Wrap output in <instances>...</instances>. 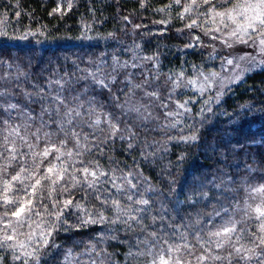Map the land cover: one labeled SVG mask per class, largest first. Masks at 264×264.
I'll use <instances>...</instances> for the list:
<instances>
[{"label":"trees","instance_id":"1","mask_svg":"<svg viewBox=\"0 0 264 264\" xmlns=\"http://www.w3.org/2000/svg\"><path fill=\"white\" fill-rule=\"evenodd\" d=\"M190 2L0 0V30L8 33L7 37H0V77H8L0 79V90L7 93L5 97H0V103L5 108L8 103L18 104L19 108L11 112L10 123L23 125L27 121L32 125L29 131H34L39 126L42 109L52 106L49 100L40 99L36 93L45 87V94L53 96L56 93L49 92L47 83L70 76L71 82L62 93L69 105L74 107L77 103H84L87 111L88 102H92L91 106L101 113L102 120L103 113H109L121 129L120 134L111 137L105 144L103 141L109 132L107 125L101 124L103 131L97 132L94 141L89 138L90 143L99 144V148L93 146L91 153L84 155L85 163L99 164L105 171L116 169L117 175L132 172L136 180L141 181V191L148 187L155 189L145 194L146 198L150 197L152 214H163L166 221L180 231H189L191 240V233L196 228L186 229L185 226L197 213L202 214L201 224L197 227L207 238V231L215 230L226 218L224 213L221 216L211 215L214 211L221 207L231 211L237 202L243 208L247 196L245 188L264 184V66L247 73L217 101L207 94L195 92L191 87H181L171 94V103L163 109L161 103L168 102L172 80L177 74L183 72L187 80L196 76L198 71L213 69L220 61L216 56H209L207 48L200 43L188 42V32L195 33L200 42L204 28L189 29L186 25L196 18L203 23L209 19L197 16L198 11L207 12L206 7L184 14L181 18L184 6ZM210 23L209 20L206 28ZM25 33L33 35H29L27 40L11 39ZM114 57L121 64L128 62L129 67L113 73ZM101 60L106 64L103 68L105 77H117L110 87L101 88L90 79H79L86 73L78 69L94 70L95 63ZM133 61L138 65L136 68L131 67ZM129 78L133 85L147 86L134 90V95L129 96ZM145 91H157L160 99L145 96ZM77 96L80 99L74 102L73 98ZM185 100L192 101L188 105L191 112L180 118L181 124L175 129L162 127L170 122L165 118V111H174L175 102ZM205 101L209 103L205 104ZM140 105L144 106L140 114L127 110L130 106ZM29 113L37 119L29 121ZM148 113L151 116L145 120L143 117ZM0 118L9 119L3 109H0ZM44 119L47 120L48 116L45 115ZM128 129L136 134L131 140L132 148L128 147ZM76 130L84 133L92 131L87 125ZM45 131L55 132L56 129L52 127ZM193 134L195 140L180 139ZM120 135L125 138L121 139ZM63 138L58 133L54 140L58 143ZM72 146L69 141L68 148ZM39 147L42 149L44 144ZM3 163L0 160V164ZM9 171L8 179L19 171V167L14 165ZM111 192L115 195V189ZM201 192H207L208 196L198 195ZM8 195L9 198L19 196L27 199L23 191ZM82 197V192H74L72 196L88 208L100 207L94 197L90 201H83ZM249 203L255 206L259 199L249 200ZM6 210L11 218L15 207L8 206L6 209L0 192V216ZM78 212L72 209L65 217L68 225L77 223ZM242 214L237 213L235 218L240 219ZM105 215L111 216L112 213L106 211ZM257 224L258 221L252 218L244 226L249 231H255ZM0 229H3L2 223ZM159 229V222L149 228L150 231ZM28 231L26 225L18 229V232ZM165 231L172 229L166 228ZM101 235H115L116 239L101 243L98 242ZM138 235V232H126L121 225L108 223L69 227L68 230L61 228L54 235L56 247L47 250L40 264H63L69 250L76 256L86 251L91 243H97V251L103 249L107 253L105 264H141L146 257H128L130 250H138ZM139 238L143 239L142 236ZM249 239L242 243L251 247ZM215 251L226 256L231 248L226 245L223 250ZM256 252L258 255H254L247 264H261L264 250L257 248ZM80 260L86 261L87 257H80ZM0 264L18 262L12 260L11 251L0 250Z\"/></svg>","mask_w":264,"mask_h":264},{"label":"snow or ice","instance_id":"2","mask_svg":"<svg viewBox=\"0 0 264 264\" xmlns=\"http://www.w3.org/2000/svg\"><path fill=\"white\" fill-rule=\"evenodd\" d=\"M175 3L180 4L181 0H175ZM204 7L208 11H198L197 16H206L209 19H206L203 25L193 19L186 25L187 28L204 27L205 35L210 36L212 40H218L224 47L233 48L237 44L247 45L262 57L257 60V56L251 53H245L239 57H223L222 71L232 73L226 78L227 83L240 79L254 66L264 65V0H191L184 6L181 18H184V14H190ZM221 7L224 10L217 11V8ZM209 20L216 27L206 28ZM29 35L33 33H25L19 37H11V39L27 40ZM7 36L6 31L0 30V37ZM193 39L198 41L199 37L194 36ZM213 50L216 51L215 48ZM145 59H152V57ZM113 61V73L118 69L129 67L128 62L121 64L115 57ZM105 66V61L101 60L95 63L94 70L78 69L86 73L79 79H90L94 85L108 88L117 77L115 75L105 77L103 71ZM137 66L133 61L131 67L136 68ZM5 78L8 77H0V79ZM169 79L171 80L172 77L170 76ZM70 82V76L68 79L50 80L46 88L49 92L55 91L56 93L50 97L45 94V87H41L36 93L40 99L49 100L52 106L42 109L39 126L34 131H29L32 125L27 121L23 125L10 123L11 112L19 108L18 104L8 103L5 108L4 104L0 103V109H3L9 116V119L0 118V160L4 161L0 164V192H2L3 206L6 209L8 206L15 207L10 214L14 219L9 218L7 210L3 216H0V223L3 224V229H0V250L11 251L12 260L18 264H40L47 250L50 247H56L54 235L58 230L61 228L68 230L69 227L83 228L97 223L121 225L126 232L134 234L138 232L136 241L138 250H130L128 257H146L141 264H217L223 261H227L228 264H247L254 255H258L257 248L264 250V184L248 185L245 188L247 196L243 208L237 202L231 211L227 207L214 211L211 215L221 216V213H224L226 218L216 226L215 230L207 231V238L203 230L197 227L201 224L202 217L201 213H197L196 217L185 226L186 229L196 228V231L191 233L190 240L189 231H180L179 228L168 223L163 214H152L150 197L146 198L145 194L154 192V188L148 187L141 191V181L136 180L132 172L117 175L116 169L105 171L99 164L94 166L90 162L86 164L83 159L84 155L90 154L93 146L99 148V144L92 145L89 138L92 137L94 141L97 132L103 131L101 124H106L109 132L103 141L105 144L108 139L120 134L121 129L118 127V121H114L109 113H103L104 119L102 120L101 113L91 106L92 102H88L87 111H85L84 103H77L74 107L70 106L62 95L66 85ZM127 83L131 85L129 96L134 95V90L147 86L146 84L133 85L130 78ZM216 85H219L221 89L216 96L219 100L225 87V78L220 73L212 71L205 74L203 71H198L194 78L185 80L184 73L181 72L172 80L169 100L162 102L161 107L168 108V104L171 103V94L178 88L191 87L195 92L203 95ZM6 95L5 91L0 90V97ZM145 96L155 100L160 99L157 91H145ZM79 99L80 97L77 96L73 98V101ZM175 103L174 111L164 113L165 118L170 121L162 126L164 128H177L181 124L180 118L191 112L188 107L192 103L191 100ZM207 103L209 101H205V104ZM142 108H144L143 105L130 106L127 110L140 114ZM53 114H55V119H53ZM45 115L48 116L47 120L44 119ZM150 116L151 113H148L143 118L147 120ZM35 119L37 118L28 114L29 121ZM83 125H87L92 131L84 133L76 130L82 128ZM52 127H55V132L45 131ZM127 131H129L130 141L128 147L132 148L131 140L136 134L131 129ZM58 133L64 138L56 143L54 138ZM120 138L125 137L120 135ZM180 139L190 141L195 140L196 136L194 134L181 136ZM69 141L72 142V148H68ZM41 143L44 144L42 149L39 147ZM14 165L19 167V171L8 179L9 170ZM108 185L111 187H107ZM111 189H115V195L112 194ZM17 191H23L27 199L19 196L9 198V193ZM74 192H82L83 201H90L94 197L100 207H86L85 203L72 198ZM198 195L207 197L208 193L201 192ZM64 196L68 198H62ZM257 199L259 203L255 206L249 203V200L256 201ZM72 209L79 210L77 223L68 225L65 217ZM106 211L111 212L112 215H105ZM240 212L243 213L241 218L236 219V214ZM33 217L36 219L34 220ZM252 218L258 221L255 231H249L244 226ZM158 222L160 229L150 231L149 228ZM25 225L29 231L27 233L18 232V229ZM166 228L172 231H165ZM20 236L25 238L20 239ZM140 236L143 239L139 238ZM233 236H235L234 240ZM246 238H250L248 242L251 247L242 243ZM108 239H116V236L101 235L98 242L102 243ZM226 245L231 248L226 256L215 251L223 250ZM97 246V243H91L86 251L76 256L69 250L64 256L63 264H105L108 258L107 253L103 249L97 251ZM197 252H199L198 255ZM83 256H86L87 260L82 262L80 257ZM261 264H264V259Z\"/></svg>","mask_w":264,"mask_h":264},{"label":"rangeland","instance_id":"3","mask_svg":"<svg viewBox=\"0 0 264 264\" xmlns=\"http://www.w3.org/2000/svg\"><path fill=\"white\" fill-rule=\"evenodd\" d=\"M228 7H231V5H228ZM223 10L224 9L222 7L221 8H217V11H223ZM196 20H198V19L196 18ZM198 23L203 25L202 21L199 22V20H198ZM214 27H216V25L210 23L209 27H207V28L210 29V28H214ZM200 28L203 29L204 27H200ZM203 31L204 32L202 33L203 35H201L202 38H201L200 42H199V40L197 41V40L193 39L194 36H197L195 33L188 32V34H189L188 35V42L193 43V44L200 43L199 44L200 46H203V47L205 46L207 48V51H209V53H207V54L209 56H214V57L216 56V58L217 57L220 58L219 59L220 60L219 63L215 65L216 67H214L211 70H208V71L204 72L205 74H207L209 72L215 71L217 73H220L221 76L225 78V87L223 88L222 95L219 96V99H220V97H222L224 95V93L227 91L228 88H230L231 86L237 84L240 80L243 79V77L247 73H249L251 71H254V70H257V69H260V68H262L264 66V65L254 66V67L251 68L250 71L245 72L241 76L240 79L235 80L232 83H227V79L226 78L228 76L232 75V73L231 72L222 71L221 63H222V58L223 57H239V56L244 55L245 53H251L252 55H256L257 56V60L261 59L262 57L258 56L257 53L255 51H253V49L251 47L247 46V45L237 44L233 48H226L218 40L210 39V36L205 35V30H203ZM229 42L231 43V41H229ZM214 48L216 49V51L213 50ZM220 91H221V89H220L219 85H216L212 89L206 91L204 94L209 95L210 98H212V100L217 101L216 96H217V93L220 92Z\"/></svg>","mask_w":264,"mask_h":264}]
</instances>
